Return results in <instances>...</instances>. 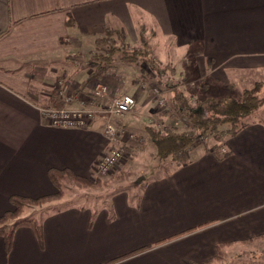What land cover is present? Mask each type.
Masks as SVG:
<instances>
[{
    "label": "crops",
    "instance_id": "0c3cea01",
    "mask_svg": "<svg viewBox=\"0 0 264 264\" xmlns=\"http://www.w3.org/2000/svg\"><path fill=\"white\" fill-rule=\"evenodd\" d=\"M105 27L125 30L130 43L144 28L190 51L198 77L214 80L207 91L235 85L227 72L264 71V0H0V217L12 196L54 194L51 169L99 181L96 163L109 149L102 110L123 94L138 106L146 90L140 80L122 84L120 74L87 82ZM183 64L180 73L190 76ZM60 80L73 90L69 109L96 113L88 127L48 124L43 112L65 106L54 89ZM143 115L125 118L124 130L139 133ZM140 137L148 144L145 132ZM224 144L222 158L210 151L214 143L197 145L189 163L171 162L167 175L146 178L131 192L111 191L97 209L47 213L36 219L41 242L19 227L6 250L0 235V264H252L236 257L264 243V117L254 116ZM152 154L158 158L155 148Z\"/></svg>",
    "mask_w": 264,
    "mask_h": 264
},
{
    "label": "trees",
    "instance_id": "16d2710c",
    "mask_svg": "<svg viewBox=\"0 0 264 264\" xmlns=\"http://www.w3.org/2000/svg\"><path fill=\"white\" fill-rule=\"evenodd\" d=\"M145 33V30L141 28L140 46L131 47L127 42L125 30L103 28L99 38L95 40L96 52L89 59V67L92 72L88 76L87 82L95 79L100 80L107 74L116 76L122 74L126 68L130 69L135 66L139 71L140 81L146 84L147 93L150 94L153 91L154 85L168 88L167 85L174 75V69L162 66L154 58ZM164 76H168L166 85L163 83ZM262 87H264L263 83L258 82L252 88L244 90L238 98L224 95L193 99L181 90L180 84L172 85L169 87L167 113L165 114L174 117V119L182 118L184 128L164 126L158 129L154 125H144L143 132L154 146L159 159H169L177 165L189 163L190 153L197 145H204L207 136L214 140L210 151L222 158L228 154L222 153L225 139L249 126L253 117L264 106V97L260 94ZM203 89L207 91V86H203ZM130 147L132 151L143 152L146 150V143L143 138H137L132 144L130 143ZM48 176L57 190L54 194L35 199L10 197L12 210L0 217V226L13 222L9 230H0V235L5 240L6 250L10 249L14 232L19 227L30 228L36 239L39 242L42 240L40 222L32 218H20L25 208L39 207L61 199L63 197L62 182L66 180L83 187L93 186V183L87 178L73 175L67 169H51ZM139 251L137 250V252Z\"/></svg>",
    "mask_w": 264,
    "mask_h": 264
},
{
    "label": "rangeland",
    "instance_id": "374dc122",
    "mask_svg": "<svg viewBox=\"0 0 264 264\" xmlns=\"http://www.w3.org/2000/svg\"><path fill=\"white\" fill-rule=\"evenodd\" d=\"M144 29V28H143ZM145 30V29H144ZM149 30V29H148ZM151 31V30H149ZM147 32V30L145 31ZM145 37L148 40L149 46L153 51L154 58L161 61L162 66L170 67L174 69V75L171 78V81L168 85H176L180 84L181 90L188 96H191L193 99H201L207 96H224L231 95L235 98L240 97L242 92L246 89L252 88L256 83L261 82L264 84V71L255 72V71H244L238 72L237 74L226 73V78L228 82L235 84L232 85L231 88H224L220 84L216 83L218 88L222 90H217V92H213L212 90L206 91L203 89V86H207L208 84H214V80L211 79L210 75L202 78L205 74L201 73L200 77H198V57L197 56H186V54H190V51L186 49H177L175 48L174 43L167 39L162 40L159 34L152 35L150 32L145 33ZM99 38V37H98ZM140 38V36H139ZM140 42V41H139ZM139 42L129 43L131 47L140 46ZM96 47L91 55V57L95 54ZM90 57V58H91ZM184 62L187 63L185 67L186 71H191L188 74L190 76H184L183 73L179 71L180 67L183 66ZM124 78L123 83H129V81H139V71L134 66L130 69L126 68L122 71ZM168 77V76H167ZM167 77H163V83L167 84ZM61 81V80H60ZM128 81V82H127ZM142 83V82H141ZM167 85V86H168ZM182 85H185L182 87ZM155 89L149 94L145 89H143L145 95L144 97H140V104L136 106L133 111L125 115L122 118H115V124L121 131V133L126 134L125 137L128 138L129 141H125V155L123 159L106 175L99 174L97 172L98 177H96L99 181L94 184L91 188L83 187L75 182H71L67 180L66 183H63L61 189L63 191V197L59 200L50 202V205H42L39 207L25 208L21 214L20 218H32L41 220L47 213L58 211V209L68 208V207H90L92 209H97L98 207H102L106 203V196L111 191H128L131 192L134 188L139 185L143 180L151 179L152 177L157 178L160 176H165L171 170V161L163 160L159 158H154L152 154L151 143L147 139L146 150L143 152H135L133 154H126V149L129 148L130 143L132 144L137 138H141V134L143 133V128L141 133H137V129L134 131L124 130L122 127V122L125 118L131 116V120L134 121L135 116L139 113H143L144 118H147L146 123L144 125H154L156 128L161 129L164 125L173 126L178 129L184 128V120L180 117H176L174 121L167 118V101L169 99V92L167 88L160 85H154ZM146 87V84H145ZM232 92H231V91ZM142 94V92H141ZM261 96L264 97V87H262ZM125 95V94H123ZM121 96V95H119ZM117 96V97H119ZM115 97V98H117ZM113 98V99H115ZM111 99V100H113ZM136 99V98H135ZM110 100V101H111ZM149 104V107L144 110H140L144 104ZM147 104V105H148ZM110 102L107 103L105 108H108ZM137 105V100H136ZM69 109L67 106H65ZM64 106L56 107L55 109H63ZM139 107V109H138ZM104 108V109H105ZM152 108V109H151ZM103 109V110H104ZM151 110L150 112L148 110ZM70 110H82V111H93V110H84V109H70ZM94 115L96 113L94 112ZM97 116V115H96ZM94 116V119L96 118ZM104 116V113H103ZM148 116V117H147ZM257 118L264 117V106L256 113ZM167 121H166V119ZM162 122V124H161ZM104 123V122H103ZM164 123V125H163ZM103 128V127H102ZM146 143V142H145ZM210 143H214L213 138L206 137L204 140V145L209 146ZM201 145V144H200ZM95 178V179H96ZM57 190L53 187V192L55 193ZM12 210V207H11ZM13 222H8L9 228L11 227ZM246 255L242 254L241 258L236 257L237 262H248L252 264H264V257H258L260 255L261 250H264V243L259 242L254 247L247 248ZM259 253V254H258ZM264 255V253H263ZM235 261V260H234Z\"/></svg>",
    "mask_w": 264,
    "mask_h": 264
},
{
    "label": "built area",
    "instance_id": "2783aa9c",
    "mask_svg": "<svg viewBox=\"0 0 264 264\" xmlns=\"http://www.w3.org/2000/svg\"><path fill=\"white\" fill-rule=\"evenodd\" d=\"M57 98L61 99L65 106L74 101L73 90L66 88L64 82L58 81L55 85ZM155 89V87H154ZM64 106V107H65ZM136 106V99L131 95H121L110 101L105 108L102 135L109 144L107 152L101 156L96 169L99 174H108L125 155V141H129L126 134L121 133L115 124V118H122L130 114ZM48 124L52 128L83 129L88 127L94 119V111L70 110L50 108L43 112Z\"/></svg>",
    "mask_w": 264,
    "mask_h": 264
}]
</instances>
